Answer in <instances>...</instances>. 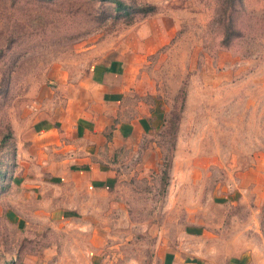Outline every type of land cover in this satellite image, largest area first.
Instances as JSON below:
<instances>
[{"label": "rangeland", "instance_id": "1", "mask_svg": "<svg viewBox=\"0 0 264 264\" xmlns=\"http://www.w3.org/2000/svg\"><path fill=\"white\" fill-rule=\"evenodd\" d=\"M123 1L156 10L127 24L99 0H0V264H264V0ZM121 54L140 64L129 101L159 123L61 215L28 131Z\"/></svg>", "mask_w": 264, "mask_h": 264}, {"label": "crops", "instance_id": "2", "mask_svg": "<svg viewBox=\"0 0 264 264\" xmlns=\"http://www.w3.org/2000/svg\"><path fill=\"white\" fill-rule=\"evenodd\" d=\"M137 61L128 54L95 60L84 81L68 94L63 115L35 120L28 131L31 146L42 157L35 165L42 164L53 179L49 186L57 188V195L62 192L61 215L86 213V204L115 184L123 165L138 163L137 150L145 149L141 139L159 123L155 109L138 113L128 99L136 88ZM181 260L171 251L161 255L162 264H204Z\"/></svg>", "mask_w": 264, "mask_h": 264}, {"label": "trees", "instance_id": "3", "mask_svg": "<svg viewBox=\"0 0 264 264\" xmlns=\"http://www.w3.org/2000/svg\"><path fill=\"white\" fill-rule=\"evenodd\" d=\"M99 1L110 4L111 6L110 8L113 12L112 18L114 21L121 20L122 22L127 24L133 21L137 15L144 17L146 15L154 13L156 10V7L150 4L132 5L123 0H99ZM8 137H9L8 135L3 137L1 140L2 143H4L5 138ZM166 167H167L166 163L161 164V173L164 175V177L166 176Z\"/></svg>", "mask_w": 264, "mask_h": 264}]
</instances>
